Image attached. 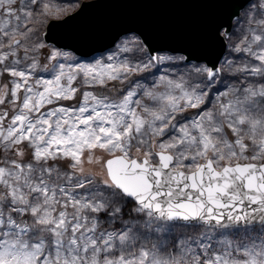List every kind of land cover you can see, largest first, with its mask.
Segmentation results:
<instances>
[{
  "label": "snow or ice",
  "instance_id": "snow-or-ice-1",
  "mask_svg": "<svg viewBox=\"0 0 264 264\" xmlns=\"http://www.w3.org/2000/svg\"><path fill=\"white\" fill-rule=\"evenodd\" d=\"M65 11L0 0V105L24 93L0 111V264H264V0L222 64L127 33L80 62L44 31ZM161 66L150 87L60 103Z\"/></svg>",
  "mask_w": 264,
  "mask_h": 264
},
{
  "label": "water",
  "instance_id": "water-1",
  "mask_svg": "<svg viewBox=\"0 0 264 264\" xmlns=\"http://www.w3.org/2000/svg\"><path fill=\"white\" fill-rule=\"evenodd\" d=\"M253 0H83L58 20L48 21L52 41L90 57L112 48L121 34H136L154 49L215 62L227 51V37L216 35L220 25L233 28ZM231 21V23H230Z\"/></svg>",
  "mask_w": 264,
  "mask_h": 264
},
{
  "label": "rangeland",
  "instance_id": "rangeland-1",
  "mask_svg": "<svg viewBox=\"0 0 264 264\" xmlns=\"http://www.w3.org/2000/svg\"><path fill=\"white\" fill-rule=\"evenodd\" d=\"M81 1L83 0H79V2L77 3V0H45V2H49L50 6L55 10L57 8H65L66 11L64 13L61 14L60 18H63L65 15L75 11ZM255 3V0L251 1L242 11L241 16L234 22L233 25H237V21H239V25L237 27H233L232 28V32L233 35L231 37V39L227 38V51L223 57V59L221 60V64L223 63L224 60H230V61H234L235 57L238 55H243V54H233L231 52V49L240 42V36L242 34H244L245 32L250 31V26L249 24L245 23V13L249 10V8L251 7V5ZM72 4H75V7H71ZM59 18V19H60ZM46 30V28L44 29V31ZM133 36H137L136 34H130ZM49 47H51V44H49ZM104 53V52H102ZM102 53H97L94 54L90 57H80L78 55H75L76 59H78L80 62L83 63H87V62H91L93 60V58L96 57H100L102 55ZM48 54V50L45 49L43 55H41L39 57L40 60V69H43L45 67V65H47L48 69H52L53 65H55L58 61H48L46 60V56ZM171 54V53H170ZM176 55H181V54H176ZM59 62H64L62 59L59 60ZM69 63H72L71 61H69ZM40 69L37 70V75L42 77V78H51V72L50 71H40ZM153 72H156V69L152 70ZM169 71V69L165 66H161V69L159 72H157L156 77L150 75V73L145 72V73H141L139 75H134L132 76L129 80L121 83V81L117 80V81H111L107 84V87H100L97 86L95 88H86L84 86L80 87V91H78L76 93L75 99L72 101H61L60 103L64 104L65 106H79L80 101H81V93L85 90H91L94 91L95 94L97 95H101V96H109L112 98H115L119 95L122 94V91H126L127 88L130 86V84L132 83V81H137L139 80L142 84L145 85V87H150L151 86V82L153 80H155L159 75L165 74ZM186 71L184 68H178L175 70V73H180V72H184ZM174 73V74H175ZM225 83H228V81H225ZM7 85L8 86V90H9V97L8 99H11L10 96V90L12 88V84L9 83V77L8 76H4L2 80H0V89L3 88V85ZM78 85H80V79L78 78L77 81L73 84V87H77ZM217 87H223V85H217ZM162 88H157V91H162ZM23 95L24 93L21 91L20 92V101H17V103L15 105L8 103V100H6L4 105H0V111L2 110H7L8 111V116H9V120L11 119V117L15 114L16 111L19 110L21 103H22V99H23ZM142 103H147L149 104V106H152L155 102L149 101L146 97L143 98ZM56 105H49L47 106L48 108H52L55 107ZM45 111L47 109H44ZM185 116L188 115V113L184 114ZM9 123L8 120H6L4 122L5 127L7 126V124ZM99 154V153H98ZM87 155V153L85 154Z\"/></svg>",
  "mask_w": 264,
  "mask_h": 264
},
{
  "label": "trees",
  "instance_id": "trees-1",
  "mask_svg": "<svg viewBox=\"0 0 264 264\" xmlns=\"http://www.w3.org/2000/svg\"><path fill=\"white\" fill-rule=\"evenodd\" d=\"M82 2V1H81Z\"/></svg>",
  "mask_w": 264,
  "mask_h": 264
}]
</instances>
